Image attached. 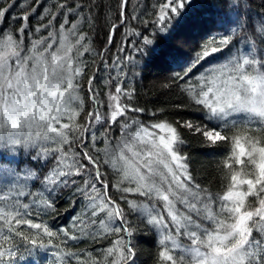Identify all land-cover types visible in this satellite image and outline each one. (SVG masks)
Returning a JSON list of instances; mask_svg holds the SVG:
<instances>
[{
    "label": "snow or ice",
    "instance_id": "1",
    "mask_svg": "<svg viewBox=\"0 0 264 264\" xmlns=\"http://www.w3.org/2000/svg\"><path fill=\"white\" fill-rule=\"evenodd\" d=\"M128 3L129 0H119L120 25L113 24L109 28V44L116 29L121 25L126 27L124 9ZM186 3L187 0H166L153 26L165 31L172 20L180 16L179 10L184 9ZM224 4L231 19L218 45L210 52L198 53L183 74L175 76L177 81L187 84L196 76L193 70L198 71L212 54L225 49L229 54L223 61L208 64L200 74L204 80L199 82V92L184 89L202 111L206 110L207 124V127L191 123L185 126L212 145H231L234 163L244 164L243 157L247 156L248 164L255 166L251 178H243L231 171V163L227 164L231 171L229 190L219 201L197 183L189 171L186 158L176 147L181 141L174 127L166 123L145 127L128 116L129 112L142 110L120 103L122 96L131 100L134 91L124 88L122 80L117 81L114 94L108 95L110 118H103L98 108L90 110L85 126L79 129L80 135L75 142L70 140L69 134L76 130L72 122L79 114L72 104L77 99L73 93L80 85L74 84L73 79L82 69L72 68L71 57L67 55L71 48L65 44L63 34L68 23L66 18L60 24L59 49L63 50V56L51 51L56 42L51 30L49 42L45 43V38L30 41L31 48L25 49V33L33 32L27 24L28 15L16 17L21 21L15 33L18 40L7 30L0 31V228L7 231L0 242V264L6 256L16 255L5 243L11 245L13 237L29 240L22 226L42 229L49 237L54 235L41 223H33V213L55 211L58 193L65 188H71L88 201L90 217L104 214L100 219L104 230L92 233L93 239L109 231L114 235H132L124 209L108 195L107 175L101 171L100 153L103 152L105 158H110L111 153L107 147L94 148L91 154L87 150L89 144L97 143L100 129L103 132L99 143L107 144L110 130L114 129L118 135L123 133L124 147H129L133 141L143 145L142 151L129 148L131 160L121 153L122 163L117 171L121 181L135 186L120 189L122 193H138L149 201L139 210L147 224L161 236L158 264H264V48L257 45V42L264 45V16L252 20L249 0H224ZM12 6L11 2L0 4V23L5 21ZM58 7L80 15V4H75L74 8L65 4ZM54 19L55 16L43 27L51 29ZM75 29L76 24H73L70 31L75 34ZM34 31L40 32L41 28ZM128 34L140 37L139 42L121 41L119 51H123L127 43L143 54L142 49L152 44L134 30ZM83 40L84 36L77 37L78 44ZM41 44L45 47L37 52ZM82 47L88 51L86 46ZM122 59L131 60V57ZM122 59L118 58L117 64ZM120 75H127L122 67ZM95 79L96 76H91L87 81L93 107L98 103V93L92 87ZM64 117L67 123L61 122ZM149 129L166 130L168 135L156 137ZM74 147L79 151H74ZM21 156L25 158L19 159ZM248 197L255 199L254 205L246 206ZM119 199L126 197L121 195ZM214 204L216 211H213ZM90 223L95 225L96 220L91 219ZM64 235L68 237L67 232ZM69 238L78 239L76 235ZM29 242L36 244L35 239ZM110 243L112 246L106 249L105 258L113 257L111 264H135L136 253L125 236Z\"/></svg>",
    "mask_w": 264,
    "mask_h": 264
},
{
    "label": "trees",
    "instance_id": "2",
    "mask_svg": "<svg viewBox=\"0 0 264 264\" xmlns=\"http://www.w3.org/2000/svg\"><path fill=\"white\" fill-rule=\"evenodd\" d=\"M12 1L15 4H12L2 24L3 29L9 27V33L16 39L18 37L15 33L21 26V21L16 17L23 15H28L27 24L33 29L31 34L26 31L24 38L26 42L47 37L51 29L58 31L65 18L68 21L67 25L76 24L72 38V62L74 59L72 67H80L82 71L80 75L74 77V84L79 83L80 87L74 92L77 99L72 105L79 114L72 122L76 130L69 134L70 140L75 142L80 135L79 129L85 126L86 115L90 110L96 111L98 108L103 118H110L108 95L114 94L117 81L122 80L124 88L134 91L131 100L122 96L120 103L142 110L129 112L128 116L145 127L157 123H166L174 127L181 141L176 147L186 158L189 171L196 182L211 192L217 201L229 190L231 171L238 172L243 178H251L255 166L248 164L247 157L244 158V164L234 163L231 158V145H212L197 132L185 126L186 123H191L194 126L207 127L204 118L206 110L202 111V107L195 104L184 89L199 92L201 87L199 82L204 80L200 74L206 70L208 64L223 61L229 55L227 50L212 54L202 62L198 71L193 70L196 76L187 84L175 79L177 73L183 74L184 68L194 56L205 50L210 52L212 47L218 45V40L224 35L225 26L231 19L224 0L187 1L184 9L179 10L180 16L174 18L163 32L153 26V21L166 0H129L124 9L126 27L121 25L116 29L111 44L108 42L109 28L113 24L120 25L119 0H4L1 4ZM60 4H65L68 8L80 4V15L65 12L63 8L58 7ZM249 4L251 8L249 15L253 21L264 16V0H249ZM53 16H55L52 20L53 27L51 29L43 27ZM37 27L42 30L35 32ZM132 30L141 34L144 39L152 41L151 45L142 49L143 54L136 52L127 43L123 51L118 50L121 41L139 42L140 37L126 35ZM81 35L84 36V40L78 44L77 37ZM82 45L86 46L88 51H84ZM257 45L264 48L259 42ZM125 56L131 57V60H123ZM118 58L122 59L120 64H117ZM121 67L124 73H127L126 76L120 75ZM91 76H96L92 82V87L98 93L96 107L92 106L87 93V81ZM67 122V117L62 119V123ZM96 127L99 129V125ZM102 132L103 129H100L97 133V143L89 144L87 150L90 154L94 148L104 149L107 145L122 141L123 133L118 135L111 129L108 143H99ZM74 151H79V148L74 147ZM100 157L101 171L106 173L109 184L108 195L116 199L117 204L124 209L127 226L132 235L130 237L125 233L114 235L109 231L102 237L93 239L92 233L104 230L105 226L100 225V219L104 214L100 213L95 218L90 217L88 201L82 199L71 188H65L58 193L55 211L33 213V223H41L42 227L46 226L54 235L49 237L42 229L22 226L24 235L28 236L29 240L35 239L36 244L33 245L29 240H22L20 237H13L11 245L5 243V246H11L16 255L11 258L6 256L3 264H101L102 261L103 264H111L113 257L105 258L106 249L112 246L110 241L121 235L125 236L136 253L135 264H158L162 248L161 236L147 224L139 210L140 207L136 205L137 207L133 208L130 205L141 198H144V203L149 201L140 195L130 196V193H122L120 189L128 187L127 183L121 181L117 168L111 165L103 152L100 153ZM24 158L19 157L21 160ZM229 163L233 165L231 171L227 168ZM77 182L80 183L79 180ZM121 195L126 199H119ZM254 204L255 199L248 197L246 206ZM177 205L179 208L180 205ZM216 210L217 205L214 204L213 211ZM91 219L96 220L95 225L90 223ZM105 224L111 227L107 221ZM65 232L68 233V237H65ZM6 234V229L0 228V242ZM73 235L78 239L71 240L69 237Z\"/></svg>",
    "mask_w": 264,
    "mask_h": 264
},
{
    "label": "rangeland",
    "instance_id": "3",
    "mask_svg": "<svg viewBox=\"0 0 264 264\" xmlns=\"http://www.w3.org/2000/svg\"><path fill=\"white\" fill-rule=\"evenodd\" d=\"M4 0H0V4L3 2ZM17 1V0H16ZM15 1V2H16ZM187 1H190V0H187ZM12 4L14 3V1H12L11 2ZM23 3V2H22ZM15 4V3H14ZM32 14H34V13H32ZM32 14H30V15H32ZM3 24L2 23H0V31H2V30H7L8 32H9V27L7 28V29H3ZM71 26L72 25H67V24H65V26H64V31H63V34H64V36L66 37V40H65V44L68 46V47H70L71 49H73V42H72V38H73V36H74V34L72 33V31H70V29H71ZM42 30V29H41ZM51 31H53V33H54V36H55V43H53L52 44V49H51V51H56L57 52V54L58 55H61V56H63L64 55V53H63V50H61V49H59V41H60V38H61V33H60V29L58 30V31H56V30H53V29H51ZM47 37H45V43H47V42H49L48 40H47V38H48V34L46 35ZM14 39H16L15 37H13ZM41 38H39V39H35V40H40ZM18 40V39H17ZM35 40H32V41H35ZM190 42L192 41V40H189ZM24 46H25V49H28V48H31V43H30V41H28V42H26V40L24 41ZM44 47H45V45L44 44H41V45H39L38 46V48H37V52H41V51H43V49H44ZM72 51V50H71ZM69 52L67 55L69 56V57H71V65H73L74 64V59H73V62H72V52ZM45 56H47V53H45ZM29 66H31V62L29 63ZM73 68V67H72ZM76 81V80H75ZM73 82H74V79H73ZM73 95H74V93H73ZM75 96V95H74ZM77 96H78V99H79V95H78V93H77ZM79 102V101H78ZM73 104H75V102L73 101ZM72 107H73V105H72ZM65 118V117H64ZM63 118V119H64ZM62 122V121H61ZM133 128H135V125H133ZM150 131H153V133H154V135L156 136V137H158V136H160V135H165V136H167L168 135V133L166 132V130H160V129H149ZM132 144H130L129 145V147H124L123 146V144L121 143V141H119V142H117L116 144H113V145H107V149H108V151L111 153V157L110 158H107L108 160H109V162L111 163V165H115V167L118 169L119 167H120V165H121V161H120V159H119V157H120V155H121V153H123V155L124 156H126V157H128L129 158V160H131V151H142L143 150V145L141 144V143H139V142H136V141H133V142H131ZM129 148H131V151H129ZM245 157H247V156H245ZM245 157H243V159L245 158ZM123 182V181H122ZM126 183H127V181H125ZM127 186L129 187V186H131V187H135L134 185H129L128 183H127ZM244 189H246V186H244ZM139 195L138 193H130L129 195L130 196H132V195ZM135 199H137V198H135ZM133 204H135V205H137V206H141V205H144V204H148V202H145L144 203V198H141L140 200H137L136 202L135 201H133V202H131L130 203V205H131V207H132V205ZM159 204H157V206H158ZM177 207H178V205H177ZM224 217H222V219H223Z\"/></svg>",
    "mask_w": 264,
    "mask_h": 264
}]
</instances>
